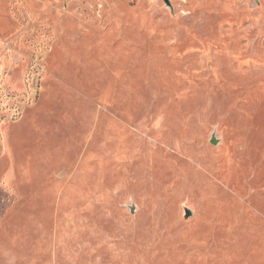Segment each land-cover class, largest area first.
<instances>
[{
  "label": "rangeland",
  "instance_id": "rangeland-1",
  "mask_svg": "<svg viewBox=\"0 0 264 264\" xmlns=\"http://www.w3.org/2000/svg\"><path fill=\"white\" fill-rule=\"evenodd\" d=\"M170 1L0 0V264H264V0Z\"/></svg>",
  "mask_w": 264,
  "mask_h": 264
},
{
  "label": "water",
  "instance_id": "water-1",
  "mask_svg": "<svg viewBox=\"0 0 264 264\" xmlns=\"http://www.w3.org/2000/svg\"><path fill=\"white\" fill-rule=\"evenodd\" d=\"M165 2L168 4V5H171V1L170 0H165ZM211 142L213 144H219L221 142V139L217 136V133H214L211 137ZM186 214L187 216H190L192 214V211L190 209H186Z\"/></svg>",
  "mask_w": 264,
  "mask_h": 264
}]
</instances>
